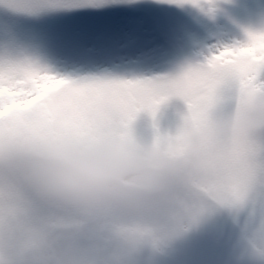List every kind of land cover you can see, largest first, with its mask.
Returning a JSON list of instances; mask_svg holds the SVG:
<instances>
[{"label":"snow or ice","instance_id":"obj_1","mask_svg":"<svg viewBox=\"0 0 264 264\" xmlns=\"http://www.w3.org/2000/svg\"><path fill=\"white\" fill-rule=\"evenodd\" d=\"M191 2L201 7V0ZM102 0H0L17 13L98 6ZM212 11L214 0H204ZM244 44L211 52L174 76L75 81L49 74L22 53L0 55V264H136L145 246L164 244L196 223L212 205L259 206L246 237L264 255V137L224 145L209 139L219 113L247 108L264 94V30L247 31ZM186 105L174 134L155 123L161 105ZM153 120L150 145L176 155L199 147L211 163L196 166L176 195L134 210L109 203L55 201L32 182L25 157L54 148L114 151L139 143L133 123Z\"/></svg>","mask_w":264,"mask_h":264},{"label":"rangeland","instance_id":"obj_2","mask_svg":"<svg viewBox=\"0 0 264 264\" xmlns=\"http://www.w3.org/2000/svg\"><path fill=\"white\" fill-rule=\"evenodd\" d=\"M159 1L164 7L161 9L163 15L148 0H103L98 6L50 10L39 16L13 12L0 5V23L7 39L5 46L0 45V55L9 52L30 55L49 74L68 80L152 79L177 75L189 64L202 62L219 48L244 44L246 30H264V0H214L212 11L204 0H201V7L191 2ZM184 112V102L172 99L161 105L155 123L161 119L171 121L166 132L171 129L170 133L174 134ZM141 121L143 126H137ZM150 125L153 120L148 114L137 116L132 128L138 142L146 141V134L153 138ZM228 208L231 213L238 212L236 207ZM238 208L236 218L251 225L258 222V204L255 209L250 202ZM224 211L232 226L224 216L213 212L220 221L223 235L230 240L228 251L202 249L204 242L213 246L226 245L220 240V233L217 240L214 218L204 213L185 231L157 247L161 256L156 263L258 262L251 258L245 246L242 248L243 241L237 239L235 227L240 230L242 222ZM253 228L246 229L249 235ZM150 248L145 245L140 249L145 252ZM142 255L144 264H154L145 253ZM135 262L138 264L137 257Z\"/></svg>","mask_w":264,"mask_h":264},{"label":"clouds","instance_id":"obj_3","mask_svg":"<svg viewBox=\"0 0 264 264\" xmlns=\"http://www.w3.org/2000/svg\"><path fill=\"white\" fill-rule=\"evenodd\" d=\"M240 137H264V94L256 93L247 108L218 114L209 139L224 145ZM38 191L55 201L109 203L140 210L176 195L193 169L211 158L198 146L169 155L150 144L137 143L114 151L74 152L58 147L25 157ZM258 264L264 255L256 253Z\"/></svg>","mask_w":264,"mask_h":264}]
</instances>
